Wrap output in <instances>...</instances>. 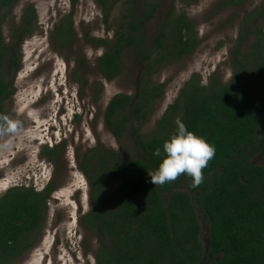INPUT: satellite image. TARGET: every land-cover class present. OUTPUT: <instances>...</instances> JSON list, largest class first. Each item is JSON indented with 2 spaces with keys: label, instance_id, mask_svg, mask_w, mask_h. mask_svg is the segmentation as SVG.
Segmentation results:
<instances>
[{
  "label": "trees",
  "instance_id": "obj_1",
  "mask_svg": "<svg viewBox=\"0 0 264 264\" xmlns=\"http://www.w3.org/2000/svg\"><path fill=\"white\" fill-rule=\"evenodd\" d=\"M21 1L0 0V135L6 103L15 94L11 74L20 71L21 47L39 23L37 9L27 6L20 21L11 23L7 42L5 26ZM96 1L108 31L113 12L119 4L123 7L112 40L85 36L89 45L104 49L96 61L99 75L107 82L121 77L131 53L142 67L135 93L116 95L105 112L106 128L120 151L98 144L79 165L92 203L81 225L98 240L97 264H264V27L258 25L264 20V2L241 23L230 80L213 75L205 84L201 74H192L177 100L145 133L169 84L154 78L197 51L196 25L173 7L149 41L146 31L158 16V3L145 0L140 15L131 0ZM246 1L224 0L221 7ZM73 10L52 36L60 52L77 40ZM86 64L80 57L76 67L83 70ZM102 90L100 84L98 96ZM177 120L215 146L214 158L202 170L203 182L195 188L186 175L163 186L150 183L160 161L153 151L174 134ZM59 150L45 147L44 153L56 162L63 155ZM256 157L262 164L254 163ZM55 190L54 183L42 190L15 186L0 198V264L14 263L39 243ZM200 213L210 222L207 243Z\"/></svg>",
  "mask_w": 264,
  "mask_h": 264
},
{
  "label": "rangeland",
  "instance_id": "obj_2",
  "mask_svg": "<svg viewBox=\"0 0 264 264\" xmlns=\"http://www.w3.org/2000/svg\"><path fill=\"white\" fill-rule=\"evenodd\" d=\"M131 1L137 14H143L145 0ZM152 1L160 5V11L148 24L149 41L175 7L178 14L186 13L193 20L201 45L187 60L155 76L156 82L169 84L145 133L153 130L168 106L177 100L192 74H201L205 84L213 75L224 82L230 80L232 51L241 23L264 2L247 0L239 7L222 8L224 0ZM29 5L37 9L39 23L34 35L21 47L20 71L10 77L15 94L6 103L7 121L0 135V198L15 186L42 190L54 183L56 190L48 203V218L39 243L12 264H97L98 240L81 225L92 203L89 182L79 165L85 152L98 144L120 151L118 141L106 128L105 112L116 95L135 93L142 67L136 62V54L131 53L126 56L123 75L107 82L96 70V61L104 49L92 47L85 40L87 34L112 40L121 4L113 12L108 31L96 0H77L74 8L73 0H22L5 26L7 42L11 23H18ZM72 10L77 40L73 47L60 52L52 36L56 25ZM258 25L264 27V20H259ZM80 57L87 63L83 70L76 67ZM100 84L103 90L98 96ZM53 123L57 125L55 131L50 126ZM55 146L63 155L51 162L44 150ZM254 163L262 161L256 157ZM199 219L202 240L207 243L210 222L201 213Z\"/></svg>",
  "mask_w": 264,
  "mask_h": 264
},
{
  "label": "clouds",
  "instance_id": "obj_3",
  "mask_svg": "<svg viewBox=\"0 0 264 264\" xmlns=\"http://www.w3.org/2000/svg\"><path fill=\"white\" fill-rule=\"evenodd\" d=\"M215 146L203 137L189 131L180 120L176 121V131L162 147L153 151V156L160 158L157 170L150 175V183L163 186L175 181L179 176L192 177V187L203 182L202 170L215 156Z\"/></svg>",
  "mask_w": 264,
  "mask_h": 264
},
{
  "label": "flooded vegetation",
  "instance_id": "obj_4",
  "mask_svg": "<svg viewBox=\"0 0 264 264\" xmlns=\"http://www.w3.org/2000/svg\"><path fill=\"white\" fill-rule=\"evenodd\" d=\"M50 126H51V128H53V131H55V129L57 128V125H55L54 123L51 124ZM57 130H59V129H57Z\"/></svg>",
  "mask_w": 264,
  "mask_h": 264
}]
</instances>
